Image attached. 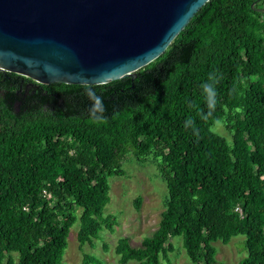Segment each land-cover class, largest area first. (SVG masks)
Instances as JSON below:
<instances>
[{
	"label": "trees",
	"instance_id": "obj_1",
	"mask_svg": "<svg viewBox=\"0 0 264 264\" xmlns=\"http://www.w3.org/2000/svg\"><path fill=\"white\" fill-rule=\"evenodd\" d=\"M210 76L211 111L201 89ZM87 88L103 98V122L87 117ZM131 154L156 159L168 199L140 247L119 239L118 264H170L174 237L187 264H223L213 243L239 235V264H264V0H209L135 78L42 85L0 71V264H65L79 211L81 251L114 232L109 178L125 175ZM82 264L104 262L84 253Z\"/></svg>",
	"mask_w": 264,
	"mask_h": 264
},
{
	"label": "water",
	"instance_id": "obj_2",
	"mask_svg": "<svg viewBox=\"0 0 264 264\" xmlns=\"http://www.w3.org/2000/svg\"><path fill=\"white\" fill-rule=\"evenodd\" d=\"M208 1L0 0V71L42 85L135 78Z\"/></svg>",
	"mask_w": 264,
	"mask_h": 264
},
{
	"label": "rangeland",
	"instance_id": "obj_3",
	"mask_svg": "<svg viewBox=\"0 0 264 264\" xmlns=\"http://www.w3.org/2000/svg\"><path fill=\"white\" fill-rule=\"evenodd\" d=\"M213 130L232 144V134L222 121H218ZM122 168L124 176L109 178L111 201L104 210L105 216L112 215L116 218L114 232L103 231L100 240L94 241L93 245H86L81 251L77 239L80 229L79 211L64 254L65 264H82L84 253L97 256L104 264H118L115 248L119 239L127 237L133 247H140L143 239L151 236L158 228L168 199V187L161 177L156 159L147 157L139 160L131 154L123 160ZM137 199L141 201L140 209L135 207ZM245 240V236L239 235L233 237L228 244L215 241L213 245L217 249V259L223 264H239L247 256ZM172 244L175 251L169 254L170 264L189 263L183 238L174 237ZM105 246H108L107 250ZM163 262L168 264L166 260Z\"/></svg>",
	"mask_w": 264,
	"mask_h": 264
},
{
	"label": "clouds",
	"instance_id": "obj_4",
	"mask_svg": "<svg viewBox=\"0 0 264 264\" xmlns=\"http://www.w3.org/2000/svg\"><path fill=\"white\" fill-rule=\"evenodd\" d=\"M215 83L216 77L210 76L208 81H205L201 84L202 94L204 96L205 103L210 111L215 108V104L217 101V90L215 87ZM85 92L91 100V104L87 113L89 121L93 123L103 122L106 119L103 98L98 95L96 91L92 88L85 89ZM192 124L193 120L191 118H188L185 121L186 128Z\"/></svg>",
	"mask_w": 264,
	"mask_h": 264
},
{
	"label": "built area",
	"instance_id": "obj_5",
	"mask_svg": "<svg viewBox=\"0 0 264 264\" xmlns=\"http://www.w3.org/2000/svg\"><path fill=\"white\" fill-rule=\"evenodd\" d=\"M44 194L47 196L48 199L51 198V195L48 194L46 191L44 192ZM236 211L240 213L241 217H243V211L240 207H236Z\"/></svg>",
	"mask_w": 264,
	"mask_h": 264
}]
</instances>
